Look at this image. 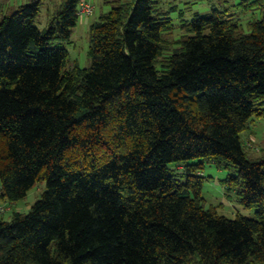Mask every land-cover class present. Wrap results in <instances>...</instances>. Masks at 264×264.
Instances as JSON below:
<instances>
[{"label":"trees","instance_id":"trees-1","mask_svg":"<svg viewBox=\"0 0 264 264\" xmlns=\"http://www.w3.org/2000/svg\"><path fill=\"white\" fill-rule=\"evenodd\" d=\"M81 1L43 29L44 0L0 2V198L46 182L0 220V264H264V147L241 139L264 118V0H240L248 32L213 8L175 38L163 0H107L90 66L66 70ZM205 163L255 217L206 206Z\"/></svg>","mask_w":264,"mask_h":264},{"label":"rangeland","instance_id":"rangeland-1","mask_svg":"<svg viewBox=\"0 0 264 264\" xmlns=\"http://www.w3.org/2000/svg\"><path fill=\"white\" fill-rule=\"evenodd\" d=\"M8 2L15 8L18 4L26 3L29 0H0V2ZM63 0H44L37 17V26L40 29L46 27L51 15L59 8ZM94 6L91 15L85 18L79 17L78 23L73 30L70 41L65 43L70 54V61L65 69H71L74 64L80 67H89L91 59L89 57V26L97 20L102 12L108 11L112 4L107 0H88ZM110 1V0H108ZM165 11H168L172 18L174 29L169 34L172 38L181 34V19L191 20L195 15H209L213 12V8L223 11L225 10L240 24L245 30L249 31L248 22L261 17L258 7L245 8L240 4V0H163L162 5ZM242 142L246 145V151L249 157H260L264 147V118L253 117L246 130L241 134ZM197 159L188 160V163H195ZM184 166V163L181 164ZM169 168L174 173H181V169L177 168V163H171ZM201 175L205 177L202 195L205 198L207 207H213L216 211L224 216L233 218L236 215L255 217L254 208L243 207L238 200L234 191L227 190L221 183V179L234 173L233 170H227L216 167L214 164L205 163L201 169ZM184 180L183 177H180ZM46 189L45 181L36 182L27 192L23 199L10 202L8 199L0 198V207L3 212L0 213V220H9L13 212L26 213L29 211L33 203L41 197Z\"/></svg>","mask_w":264,"mask_h":264},{"label":"built area","instance_id":"built-area-1","mask_svg":"<svg viewBox=\"0 0 264 264\" xmlns=\"http://www.w3.org/2000/svg\"><path fill=\"white\" fill-rule=\"evenodd\" d=\"M94 11V6L88 0H82L78 7V15L81 18L87 19L89 15H91ZM3 207H0V211H3Z\"/></svg>","mask_w":264,"mask_h":264}]
</instances>
